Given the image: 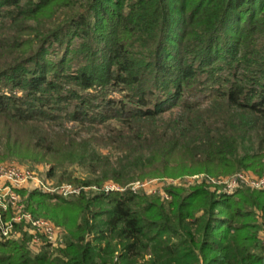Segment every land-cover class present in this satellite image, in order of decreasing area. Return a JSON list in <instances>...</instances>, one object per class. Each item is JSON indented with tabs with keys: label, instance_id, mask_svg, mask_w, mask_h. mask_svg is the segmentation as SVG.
<instances>
[{
	"label": "trees",
	"instance_id": "trees-1",
	"mask_svg": "<svg viewBox=\"0 0 264 264\" xmlns=\"http://www.w3.org/2000/svg\"><path fill=\"white\" fill-rule=\"evenodd\" d=\"M14 157L77 186L264 175V0H0V161ZM166 192L22 190L65 244L0 241V264H264V189Z\"/></svg>",
	"mask_w": 264,
	"mask_h": 264
},
{
	"label": "built area",
	"instance_id": "built-area-1",
	"mask_svg": "<svg viewBox=\"0 0 264 264\" xmlns=\"http://www.w3.org/2000/svg\"><path fill=\"white\" fill-rule=\"evenodd\" d=\"M175 185L189 187L206 183L217 193H234L238 189L263 190L264 175L252 171H240L232 175L211 176L197 174L184 180H171ZM154 181H135L127 186L110 181L102 187L77 186L64 183L53 187L48 180H43L32 170L24 166L8 162H0V241L22 239L27 234L30 238L29 247L34 253H39L43 245L49 244L52 248L64 247L66 230L63 226L44 217H35L27 210L25 196L22 190H41L52 195L64 198L78 196L83 190L125 191L130 188L134 191L143 189L149 194H160L163 199L169 200L170 194L166 190L156 187ZM22 227V228H20Z\"/></svg>",
	"mask_w": 264,
	"mask_h": 264
},
{
	"label": "rangeland",
	"instance_id": "rangeland-1",
	"mask_svg": "<svg viewBox=\"0 0 264 264\" xmlns=\"http://www.w3.org/2000/svg\"><path fill=\"white\" fill-rule=\"evenodd\" d=\"M71 125H72V123H69V126H71ZM0 162H8V163H12V164L21 165V166L26 167L29 170L35 171L40 176V178H42L43 180H48L50 183H52V186L53 187L62 185L64 183L71 184V182H68V181L58 182V180L55 177H49L47 175V171L49 170L50 165L47 164V163H33V162H30V161H28V162H22L20 159H18L16 157L10 158V159H7V160H3V161H0ZM70 170H73L74 171V177H76V178L83 179L84 177H87L86 171H84L83 169H81L78 166L70 167ZM240 171H252V172H254L256 174H259V172L257 173V171H255L253 169H250V170L243 169V170H240ZM240 171H238V172H240ZM235 173H237V172H235ZM235 173H232V174H235ZM197 174H206V173H204V172H185V173L178 174V175L155 176V177H152V178H146V179H141V180L143 182L144 181H147V180L148 181L152 180V181H154V183H155L154 185L156 187L158 186L161 189L166 190V188H171L173 186L174 187L175 186H177V187L179 186V185H175V183H172L171 180H184V179H186L188 177H191V176L197 175ZM232 174H228V175H232ZM211 176H213V175H211ZM141 180H139V181H141ZM110 181H113V180H108L105 183H108ZM136 181H138V180H136ZM113 182H115V181H113ZM115 183H117V182H115ZM119 185H121V184H119ZM140 190H143V189H140ZM144 192H146V191H144ZM147 194H149V193H147Z\"/></svg>",
	"mask_w": 264,
	"mask_h": 264
},
{
	"label": "crops",
	"instance_id": "crops-1",
	"mask_svg": "<svg viewBox=\"0 0 264 264\" xmlns=\"http://www.w3.org/2000/svg\"><path fill=\"white\" fill-rule=\"evenodd\" d=\"M32 251V250H31Z\"/></svg>",
	"mask_w": 264,
	"mask_h": 264
}]
</instances>
